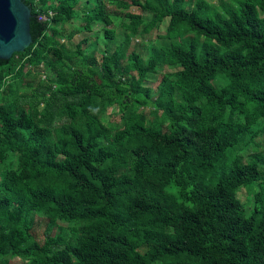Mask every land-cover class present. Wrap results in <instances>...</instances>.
I'll return each mask as SVG.
<instances>
[{
  "label": "trees",
  "instance_id": "obj_1",
  "mask_svg": "<svg viewBox=\"0 0 264 264\" xmlns=\"http://www.w3.org/2000/svg\"><path fill=\"white\" fill-rule=\"evenodd\" d=\"M23 2L32 42L0 59V264H264V155L234 156L264 142V0H110L139 10L117 23L133 37L166 22L144 56L66 48L96 23L114 38L104 0ZM34 215L75 224L40 242Z\"/></svg>",
  "mask_w": 264,
  "mask_h": 264
},
{
  "label": "rangeland",
  "instance_id": "obj_2",
  "mask_svg": "<svg viewBox=\"0 0 264 264\" xmlns=\"http://www.w3.org/2000/svg\"><path fill=\"white\" fill-rule=\"evenodd\" d=\"M106 4V11L110 15L112 21L109 23L108 27L113 28L115 30V36L114 38L107 44H105V40L103 37V33L101 30H97L100 25L98 23L93 25V29L91 32H85V31H79L77 33H74L73 36L70 38V40L64 41L65 46L69 50H74L76 47V43L83 37L85 36H92V35H97V43L96 46L97 48L100 49H106L108 53L112 52L115 48V46L122 44L126 41L125 47L127 51L134 50V51H140L142 52L143 56L146 55V50L147 47H149L150 42H154L156 44H170L173 42V39H167L164 37L165 33V27H166V22L161 23L160 27L144 37H133L129 31L124 30L118 26V21L120 17H122L123 13L125 11H130L133 13L139 12L138 9L135 8H129V9H120L118 8L115 4L111 3L110 0H104ZM195 0H192L194 2ZM209 3H212L213 5L221 8L223 4H233L236 5L238 3V0H205ZM142 16L146 19H149L151 15L143 13ZM79 20L73 21L72 25L77 26L79 24ZM156 35H160L161 37L156 38ZM69 64L73 65L75 64V59H70ZM42 67V66H41ZM171 68L164 66L158 70V74L151 75L153 78L156 77L155 79L151 81H146L145 85L152 86L153 91L152 95L153 97L156 96V85L158 84V81L161 77V74L166 71H170ZM44 76H42L43 78ZM8 81V80H7ZM36 79H25L23 81V85L20 87H14L15 93L18 95L19 93L22 94H27L30 95L32 90H33V84L36 82ZM149 106L146 107V110H149ZM114 109L109 107L104 113L105 117H109V119H115V115L113 114ZM256 142L260 144V148H253V146H248L245 151L243 150L244 147H241L237 149L234 153V156H240L243 155L242 159L243 161H248V160H253L255 158V155L258 153L255 152V150H258L262 155H264V142L262 136H257L256 137ZM258 168L261 169L263 168V165L261 163H258ZM252 184L251 192L246 189L247 187L242 186L239 188L237 191V196L240 199L241 202L244 204V208L246 210V213L249 214L251 212V209L254 207L253 203V195L256 191L259 190V186ZM264 185V184H263ZM262 185V186H263ZM36 219V224L34 225L33 231L36 235L37 240L40 242L43 241L44 238V231L45 234L46 232L49 234H55L58 232L65 233V231H68L69 227L73 226L75 223L74 222H64V221H59L56 220V222H51L49 225H46L47 223V218L44 215H34ZM62 228V230H60ZM10 264H25V262L19 258L13 259Z\"/></svg>",
  "mask_w": 264,
  "mask_h": 264
},
{
  "label": "water",
  "instance_id": "obj_3",
  "mask_svg": "<svg viewBox=\"0 0 264 264\" xmlns=\"http://www.w3.org/2000/svg\"><path fill=\"white\" fill-rule=\"evenodd\" d=\"M31 8L23 0H0V59H9L32 42Z\"/></svg>",
  "mask_w": 264,
  "mask_h": 264
}]
</instances>
